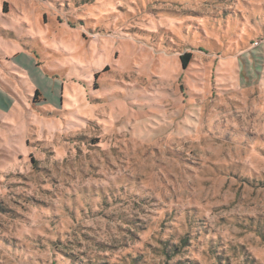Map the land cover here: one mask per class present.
Returning <instances> with one entry per match:
<instances>
[{
	"label": "rangeland",
	"instance_id": "obj_1",
	"mask_svg": "<svg viewBox=\"0 0 264 264\" xmlns=\"http://www.w3.org/2000/svg\"><path fill=\"white\" fill-rule=\"evenodd\" d=\"M0 264H264V0H0Z\"/></svg>",
	"mask_w": 264,
	"mask_h": 264
},
{
	"label": "trees",
	"instance_id": "obj_2",
	"mask_svg": "<svg viewBox=\"0 0 264 264\" xmlns=\"http://www.w3.org/2000/svg\"><path fill=\"white\" fill-rule=\"evenodd\" d=\"M181 61H182V65H183V68H188L189 65L191 64V61H192V55L191 54H185L183 56L180 57ZM99 75V73H97L95 76L97 77ZM40 96V93L38 90H36V93H35V99H38L37 97ZM176 252L179 251V249L176 248L175 250Z\"/></svg>",
	"mask_w": 264,
	"mask_h": 264
},
{
	"label": "crops",
	"instance_id": "obj_3",
	"mask_svg": "<svg viewBox=\"0 0 264 264\" xmlns=\"http://www.w3.org/2000/svg\"><path fill=\"white\" fill-rule=\"evenodd\" d=\"M27 58H28V56H26ZM29 59V58H28ZM29 61H30V63L28 64L29 66H28V69L30 70V71H25L26 73L27 72H29L30 73V75H31V73L32 72H35V71H38L37 69H36V66H37V63L35 62V61H33V59H29ZM14 65V64H13ZM12 69H15V70H17V69H21L22 71H24L21 67H19V66H16V65H14V66H12ZM39 72V71H38ZM38 79V78H37ZM34 90V89H33Z\"/></svg>",
	"mask_w": 264,
	"mask_h": 264
}]
</instances>
